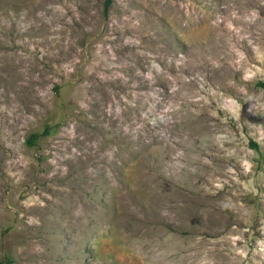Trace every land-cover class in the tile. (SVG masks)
Returning a JSON list of instances; mask_svg holds the SVG:
<instances>
[{
	"label": "rangeland",
	"instance_id": "1",
	"mask_svg": "<svg viewBox=\"0 0 264 264\" xmlns=\"http://www.w3.org/2000/svg\"><path fill=\"white\" fill-rule=\"evenodd\" d=\"M263 78L264 0H0V264H264Z\"/></svg>",
	"mask_w": 264,
	"mask_h": 264
},
{
	"label": "trees",
	"instance_id": "2",
	"mask_svg": "<svg viewBox=\"0 0 264 264\" xmlns=\"http://www.w3.org/2000/svg\"><path fill=\"white\" fill-rule=\"evenodd\" d=\"M111 2V0H104V10H107V7L109 5V3ZM256 84L261 87L264 88V78L263 79H259L257 80ZM58 85L55 86V89H57ZM51 130V126L46 125L45 127H43V129L41 131H34L31 132L25 139V142H27L28 144H33L35 143L36 139L38 138V136L43 135V134H47L49 131ZM251 144H253L254 146H256V143L251 141Z\"/></svg>",
	"mask_w": 264,
	"mask_h": 264
}]
</instances>
